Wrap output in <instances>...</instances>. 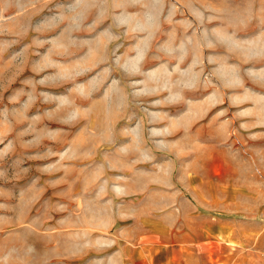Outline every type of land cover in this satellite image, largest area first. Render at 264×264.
I'll return each mask as SVG.
<instances>
[{
    "label": "rangeland",
    "instance_id": "rangeland-1",
    "mask_svg": "<svg viewBox=\"0 0 264 264\" xmlns=\"http://www.w3.org/2000/svg\"><path fill=\"white\" fill-rule=\"evenodd\" d=\"M0 249L264 264V0H0Z\"/></svg>",
    "mask_w": 264,
    "mask_h": 264
},
{
    "label": "clouds",
    "instance_id": "clouds-1",
    "mask_svg": "<svg viewBox=\"0 0 264 264\" xmlns=\"http://www.w3.org/2000/svg\"><path fill=\"white\" fill-rule=\"evenodd\" d=\"M177 71H179V69H178V68H177ZM181 75H182V76H185V75H186V73H181ZM242 127H243V126H242ZM154 133H157V134H158V133H159V131H157V132H154Z\"/></svg>",
    "mask_w": 264,
    "mask_h": 264
},
{
    "label": "bare ground",
    "instance_id": "bare-ground-1",
    "mask_svg": "<svg viewBox=\"0 0 264 264\" xmlns=\"http://www.w3.org/2000/svg\"><path fill=\"white\" fill-rule=\"evenodd\" d=\"M186 94H187V93H186ZM36 228H37V227H36ZM38 236H39V235H38ZM56 237H57V236H56ZM56 241H57V240H56ZM30 242H31V241H30ZM17 244H18V243H17ZM17 244H16V245H17ZM20 244H21V243H20ZM34 245H35V246H38V243H35ZM0 250H1V249H0Z\"/></svg>",
    "mask_w": 264,
    "mask_h": 264
}]
</instances>
